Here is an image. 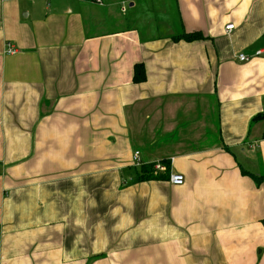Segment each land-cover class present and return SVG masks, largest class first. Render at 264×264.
I'll list each match as a JSON object with an SVG mask.
<instances>
[{
	"label": "crops",
	"instance_id": "crops-1",
	"mask_svg": "<svg viewBox=\"0 0 264 264\" xmlns=\"http://www.w3.org/2000/svg\"><path fill=\"white\" fill-rule=\"evenodd\" d=\"M262 47L264 0H0V264H264Z\"/></svg>",
	"mask_w": 264,
	"mask_h": 264
},
{
	"label": "built area",
	"instance_id": "built-area-1",
	"mask_svg": "<svg viewBox=\"0 0 264 264\" xmlns=\"http://www.w3.org/2000/svg\"><path fill=\"white\" fill-rule=\"evenodd\" d=\"M97 1L101 2V0H97ZM233 28H234V24H229L227 25L226 30L230 31ZM16 51L17 49L14 48V46L11 43L8 42L6 47V52L8 54H12L15 53ZM237 56L240 61H250L253 57L264 56V47L257 49L255 52L251 54L246 52H240L238 53ZM140 155L141 152L139 150L134 151L133 161L135 165H142L144 163ZM154 170L155 172L160 173L161 171H165L166 167L162 162L158 161L154 163ZM169 181L174 185H183L185 183V176L182 173H171Z\"/></svg>",
	"mask_w": 264,
	"mask_h": 264
},
{
	"label": "trees",
	"instance_id": "trees-1",
	"mask_svg": "<svg viewBox=\"0 0 264 264\" xmlns=\"http://www.w3.org/2000/svg\"><path fill=\"white\" fill-rule=\"evenodd\" d=\"M175 38L178 40L186 39L190 41V40L202 38V34L182 32L180 35L176 36ZM134 80L136 82H142L146 80L144 64L141 63L135 66ZM257 118L264 119V114L258 115ZM166 176H167L166 174H160V173L155 172L154 163L142 165L141 169L138 170V173H137L138 180L161 179V178H166Z\"/></svg>",
	"mask_w": 264,
	"mask_h": 264
}]
</instances>
